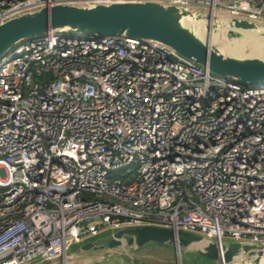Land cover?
Wrapping results in <instances>:
<instances>
[{"label": "built area", "instance_id": "2783aa9c", "mask_svg": "<svg viewBox=\"0 0 264 264\" xmlns=\"http://www.w3.org/2000/svg\"><path fill=\"white\" fill-rule=\"evenodd\" d=\"M0 0V21L43 4ZM264 20V0H168ZM264 241V86L154 42L47 31L0 55V264L133 223Z\"/></svg>", "mask_w": 264, "mask_h": 264}, {"label": "water", "instance_id": "95a60500", "mask_svg": "<svg viewBox=\"0 0 264 264\" xmlns=\"http://www.w3.org/2000/svg\"><path fill=\"white\" fill-rule=\"evenodd\" d=\"M64 35L129 37L154 42L206 66L212 76L264 86V20L168 0L56 2L0 21V55L47 31ZM70 252L42 264H136L126 249L162 244L208 264H264V241L206 236L173 225L143 222L109 228L75 242ZM180 264V263H179Z\"/></svg>", "mask_w": 264, "mask_h": 264}, {"label": "rangeland", "instance_id": "374dc122", "mask_svg": "<svg viewBox=\"0 0 264 264\" xmlns=\"http://www.w3.org/2000/svg\"><path fill=\"white\" fill-rule=\"evenodd\" d=\"M75 245V242H68L66 252H70ZM153 245L162 244L145 245L137 250L126 249V257L132 260L138 259L139 264H208L207 261L189 251H180L179 254L171 246L153 247Z\"/></svg>", "mask_w": 264, "mask_h": 264}, {"label": "trees", "instance_id": "16d2710c", "mask_svg": "<svg viewBox=\"0 0 264 264\" xmlns=\"http://www.w3.org/2000/svg\"><path fill=\"white\" fill-rule=\"evenodd\" d=\"M151 245H152V244H151ZM156 246H157V247H160V246H161V247H166V246H164V245H153V247H156ZM137 260H138V259L135 258L133 261H134L136 264H139V263L137 262ZM140 260H141V259H140ZM141 261H142V260H141Z\"/></svg>", "mask_w": 264, "mask_h": 264}, {"label": "bare ground", "instance_id": "6f19581e", "mask_svg": "<svg viewBox=\"0 0 264 264\" xmlns=\"http://www.w3.org/2000/svg\"><path fill=\"white\" fill-rule=\"evenodd\" d=\"M210 8H212V7H210ZM212 9H215V8H212ZM218 10H220V9H218ZM223 11H227V10H224V9H222ZM227 12H229V11H227Z\"/></svg>", "mask_w": 264, "mask_h": 264}]
</instances>
